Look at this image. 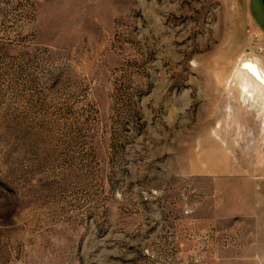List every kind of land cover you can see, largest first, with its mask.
Here are the masks:
<instances>
[{
  "label": "rangeland",
  "instance_id": "obj_1",
  "mask_svg": "<svg viewBox=\"0 0 264 264\" xmlns=\"http://www.w3.org/2000/svg\"><path fill=\"white\" fill-rule=\"evenodd\" d=\"M246 61L248 0H0V264H264Z\"/></svg>",
  "mask_w": 264,
  "mask_h": 264
},
{
  "label": "bare ground",
  "instance_id": "obj_2",
  "mask_svg": "<svg viewBox=\"0 0 264 264\" xmlns=\"http://www.w3.org/2000/svg\"><path fill=\"white\" fill-rule=\"evenodd\" d=\"M241 70L245 72L248 79L253 82L254 85L261 88L264 87V73L257 63L246 61L242 64Z\"/></svg>",
  "mask_w": 264,
  "mask_h": 264
},
{
  "label": "crops",
  "instance_id": "obj_3",
  "mask_svg": "<svg viewBox=\"0 0 264 264\" xmlns=\"http://www.w3.org/2000/svg\"><path fill=\"white\" fill-rule=\"evenodd\" d=\"M248 4L252 19L264 33V0H248Z\"/></svg>",
  "mask_w": 264,
  "mask_h": 264
}]
</instances>
